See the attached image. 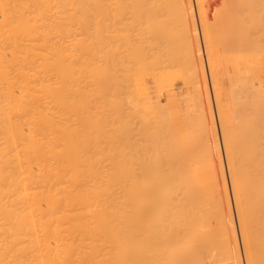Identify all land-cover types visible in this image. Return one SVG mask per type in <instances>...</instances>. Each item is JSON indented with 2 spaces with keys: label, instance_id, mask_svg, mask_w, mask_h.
Instances as JSON below:
<instances>
[{
  "label": "rangeland",
  "instance_id": "374dc122",
  "mask_svg": "<svg viewBox=\"0 0 264 264\" xmlns=\"http://www.w3.org/2000/svg\"><path fill=\"white\" fill-rule=\"evenodd\" d=\"M192 1L193 7L54 8L56 24L44 32L47 166L72 159L102 169L122 199L142 168L160 159L182 191L211 180L230 186L232 170L264 173V8ZM187 12L193 26L179 21ZM255 14L262 24H253ZM102 44L115 61L91 59L87 69L85 50ZM194 45L200 59L189 63ZM130 56L137 60L128 63ZM99 66L104 72L96 78Z\"/></svg>",
  "mask_w": 264,
  "mask_h": 264
},
{
  "label": "bare ground",
  "instance_id": "6f19581e",
  "mask_svg": "<svg viewBox=\"0 0 264 264\" xmlns=\"http://www.w3.org/2000/svg\"><path fill=\"white\" fill-rule=\"evenodd\" d=\"M192 2L0 0V264H264L260 167V175L254 169L244 173L249 181L232 170L230 186L211 180L182 191L160 159L142 168L122 199L105 183L102 169L72 159L54 168L44 159V32L56 24L54 8L193 7ZM196 7L257 11L264 0H196ZM253 18L254 25L262 24ZM179 21L194 25L188 12ZM198 48H192L189 63L200 59ZM105 49L102 44L85 50L87 69L91 59L115 61V53ZM103 72L99 66L95 77Z\"/></svg>",
  "mask_w": 264,
  "mask_h": 264
}]
</instances>
